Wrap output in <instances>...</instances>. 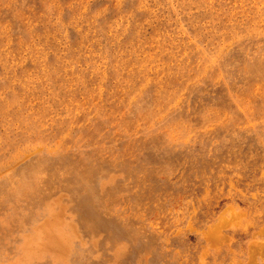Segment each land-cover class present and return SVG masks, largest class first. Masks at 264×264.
Segmentation results:
<instances>
[{
	"label": "rangeland",
	"instance_id": "rangeland-1",
	"mask_svg": "<svg viewBox=\"0 0 264 264\" xmlns=\"http://www.w3.org/2000/svg\"><path fill=\"white\" fill-rule=\"evenodd\" d=\"M0 264H264V0H0Z\"/></svg>",
	"mask_w": 264,
	"mask_h": 264
}]
</instances>
